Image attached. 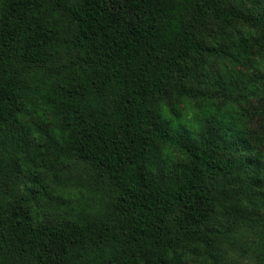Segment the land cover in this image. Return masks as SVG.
I'll use <instances>...</instances> for the list:
<instances>
[{"label":"trees","instance_id":"1","mask_svg":"<svg viewBox=\"0 0 264 264\" xmlns=\"http://www.w3.org/2000/svg\"><path fill=\"white\" fill-rule=\"evenodd\" d=\"M255 118L264 0H0V264H264Z\"/></svg>","mask_w":264,"mask_h":264},{"label":"rangeland","instance_id":"2","mask_svg":"<svg viewBox=\"0 0 264 264\" xmlns=\"http://www.w3.org/2000/svg\"><path fill=\"white\" fill-rule=\"evenodd\" d=\"M257 103H254V106H256ZM251 130L253 132H264V118H255L254 121L251 123ZM240 264H253L252 261L246 260V261H240Z\"/></svg>","mask_w":264,"mask_h":264}]
</instances>
